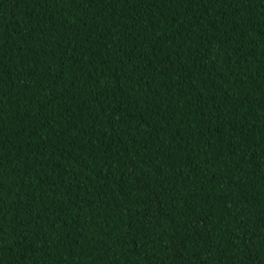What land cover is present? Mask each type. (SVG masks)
Masks as SVG:
<instances>
[{"label":"trees","instance_id":"trees-1","mask_svg":"<svg viewBox=\"0 0 264 264\" xmlns=\"http://www.w3.org/2000/svg\"><path fill=\"white\" fill-rule=\"evenodd\" d=\"M0 264H264V0H0Z\"/></svg>","mask_w":264,"mask_h":264}]
</instances>
